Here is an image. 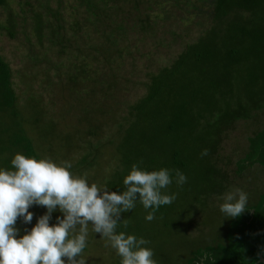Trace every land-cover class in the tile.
<instances>
[{
    "label": "trees",
    "instance_id": "16d2710c",
    "mask_svg": "<svg viewBox=\"0 0 264 264\" xmlns=\"http://www.w3.org/2000/svg\"><path fill=\"white\" fill-rule=\"evenodd\" d=\"M13 1L19 6L18 10L11 6V0H0V8L5 15L4 21L0 24V30L10 39H18L19 34L24 33L33 53L30 54V58L34 62L48 61L47 52H52L51 50H54L57 55L76 54L78 61L70 64L74 71L73 75H68V82L60 81V83L64 88H70L73 91L72 95L77 91L78 95L74 98L77 99V106L82 111L81 120L86 121L84 129L87 135H98L99 139L101 136L107 138L111 135L105 143L114 149L116 160L120 164L122 162L129 166V169L134 163L144 167L154 162V158H151L140 163L139 156L141 147H145L146 144L148 146L146 150L151 151L149 139L157 138L151 134H145L148 140L146 142L141 140L139 147H135L132 142L136 135L126 128L129 121L137 119L134 129L140 132L139 119L161 118V110L153 114V112L145 111L148 109L146 105L156 107L157 103L161 102L169 104L174 111L173 122L175 121L178 126L188 125L191 114L200 116V120L203 122L205 119L204 122L208 124L227 126L231 123L230 126H232L238 118L251 116L249 113L252 110H264V0H198L200 5H192L191 10L189 9L190 13L205 19L204 24L208 25L203 24L204 26L198 29L197 39L193 42L188 41L184 50L177 54L171 64L157 69L150 75V81L146 85L149 91H146V94L132 106H127L126 113L120 119L118 117L116 121L111 112H116L117 106H109L107 98L114 96L113 98L118 102L115 91L119 89L111 75L115 70L116 60L123 55L125 51L123 49L127 46L121 49L116 47L112 51L110 48L116 46L117 41H122L128 32H136L138 35L153 34L156 31L155 28H158L157 22L164 17V9L161 13L156 10L159 14H153L152 17L151 9L155 6L162 7L161 2L158 0H73L72 4L68 0ZM67 2L72 5L70 18L68 12L66 13ZM176 2V6H179V1L176 0ZM158 45H164V40H158ZM38 47L42 50H37ZM131 47L127 51H131ZM90 58H93L92 61H95L99 68L87 70ZM52 66L58 68L57 63ZM58 72H62V69L57 70L56 74ZM244 75H246L245 79ZM11 77V68L0 55V115L2 114L0 125L2 133L7 134L5 144L2 137L0 142L5 145V150L14 149L27 156L39 157L43 156L44 151L52 153V149H57L59 151L55 153L54 160L57 161L60 158H63V161L67 160L65 150L70 145V142H67L69 134L64 136L60 146L48 142V146L41 150L37 149L40 144L35 148L34 139L26 133V124L32 123V120L36 124L42 108L39 106L38 99L33 96L26 106L18 105ZM85 80L87 87L79 90L78 86L80 87ZM257 86L260 87L259 91L255 89ZM106 93L109 94L105 95ZM101 94L104 96L101 97ZM101 99H104L107 109L104 105L101 106ZM116 102L114 100L113 104H117ZM28 106H31V111L28 110L31 112V119L25 114ZM216 112V117H213ZM91 114L97 115L98 118H91ZM131 117L134 119H130ZM102 118L107 119L108 135L105 133L103 135L101 124L105 123ZM210 118L213 119L212 122ZM141 125L144 124L141 122ZM49 126L50 135L53 133V127L51 124ZM158 126L157 132L163 140L164 133H160L163 125ZM122 129L127 131L119 132ZM118 133L120 136L116 141ZM252 139L255 142L249 145V152L251 150L257 152L250 157L251 163L256 162L255 156L261 152V145H264V131L255 133ZM85 146V151L79 160L72 164V173L81 171L96 157L94 148L97 145L88 142ZM215 149L213 153H216L217 148ZM182 151L181 148L172 149L174 160ZM146 154L150 157V153L146 152ZM239 162L245 165L246 159ZM176 163L179 166L184 165L181 160H176ZM210 169L211 173L217 172L215 169ZM113 184L115 186L109 184L111 191L124 190L122 181ZM173 206L174 204L170 207L162 206L156 214L161 213L162 220L164 213ZM140 207L142 205L137 201L132 210L136 211ZM127 214L128 212L124 215ZM232 226L231 230L236 232L227 233V240L222 244L223 246L196 247L187 258V264H255L259 253L262 252L264 257V203L255 208L247 206V210ZM123 229L128 233L144 231L147 234L144 238L147 240L153 239L155 235L154 225H148L142 219L134 220ZM242 230L245 231L242 232Z\"/></svg>",
    "mask_w": 264,
    "mask_h": 264
},
{
    "label": "rangeland",
    "instance_id": "374dc122",
    "mask_svg": "<svg viewBox=\"0 0 264 264\" xmlns=\"http://www.w3.org/2000/svg\"><path fill=\"white\" fill-rule=\"evenodd\" d=\"M68 1L73 4V0ZM158 1L161 2L162 7H153L151 17L153 14H159L156 10L161 13L163 9L164 17L157 22L159 25L158 28H155L156 31L153 34L138 35L136 32H128L122 41H117L116 46L110 48L112 51L116 47L121 49L127 46L126 49H123L125 50L123 55L116 60L115 70L111 75V78L116 80V86L119 89L115 91L118 95V102L113 98L114 96L107 98L109 106H117L115 107L116 112H111L115 121L126 113L127 106H132L146 94V91H149L146 85L150 81V75L155 73L157 69L171 64L177 54L184 50L188 41L193 42L197 39L198 29L208 25L204 24L206 23L205 19L190 13L192 5H200L198 0H178L179 6H176V0ZM10 3L14 9H19V6L13 0ZM66 6V13L68 12L70 18L72 5L67 2ZM126 15L129 17L128 14ZM4 19V11L0 8V24ZM158 40H164V45H158ZM100 43L102 42L100 41ZM29 45L24 33L19 34L18 39H10L0 30V55L3 56L11 68V81L17 95L18 105L26 106V103L33 96L38 99L39 106L42 108V113L39 115L36 124L33 123V120L32 123L27 122L28 124H26V133L34 139L35 148L40 144L37 149L41 150L43 147L48 146V142L60 146L61 141L65 138L64 136L69 134L67 142H70V145L65 150L67 151L66 158L74 164L85 151L84 148H86L85 145H88V142L96 144L97 147L94 148V151L97 154L93 161L90 159L91 161L87 163L85 168L73 174L86 176L90 182L99 185L108 184V187L109 184L115 186L113 183L123 181V177L130 169L129 166L122 162L120 164L116 160L114 149L105 143L111 135L107 138L101 136V139L98 135H87L84 129L86 121L81 120L82 111L77 106V99L74 98L78 95L77 91L72 95L73 91L70 88H64L60 83V81L68 82V75H73L74 71L70 64L78 61L76 54L57 55L54 50H51L52 52H47L49 55L47 57L48 61L39 63L31 60L30 54L33 53ZM44 45L46 46V44ZM130 46L133 48L131 47V51H127ZM37 50L40 51L42 48L38 47ZM92 60L93 58L88 59V62H90L87 67L88 71L99 68V65ZM56 63L57 69L52 66ZM59 69H62V72L56 74ZM99 71L102 73V69ZM245 78L246 75H244ZM82 87H87L86 80L82 81L78 89L83 90ZM255 89L259 91L260 87L257 86ZM103 96L101 94V97ZM101 100V106L104 105V108L107 109L104 99ZM114 100L117 104H113ZM146 106L148 109H145V111L153 112V114L155 111L161 110V118L147 120L144 117L139 119L140 132L134 129L137 119L129 121L126 126L136 135L132 142L135 147H139L141 140H145V142L148 140L145 134H151L157 138L149 139L152 147L151 151L146 150L148 148L146 144L145 147H141L140 163L154 158L153 164L144 165V168L153 170L166 167L172 170L173 176L175 170L179 169L186 175L187 182L182 187H178L173 182L165 190L168 193H177V198L172 203L174 206L167 213H164L162 220V214L157 213L153 221H146L144 217L149 210H145L142 206L136 211H129L126 216L123 213L118 229L121 228L119 231H124L125 221L130 224L138 219L146 221L148 225H154L155 235L153 239L148 238V241L149 247L154 251V259L157 264H187V258L194 248L223 246L222 244L226 243L227 240V233L231 231L234 234L236 232L231 229L237 218L224 219L223 214L219 211V204L222 202L221 197L226 191L232 188H240L247 192L249 208H255L257 205L264 203V164H262L264 156H259L264 155V145H261V152L255 156L256 162L251 163L250 157L257 151L251 150L249 152V145L255 142L252 139L253 135L259 131H264V110H252L249 113L251 116L238 118L232 126H230L231 123L227 126L224 124H208L204 122L205 119L203 123L200 116L195 114H191L188 125L178 126L175 121L173 122L174 111L169 104L161 102L157 103L156 107ZM25 110L26 116L31 119V106L26 107ZM216 115L217 112L213 117H216ZM91 118L97 119L98 116L91 114ZM130 119L134 118L131 117ZM102 120L105 123L104 125L101 124L103 135L104 133L108 135L106 132L107 119L102 118ZM212 121L213 119L210 118V122ZM141 122L144 125H141ZM50 124L53 127V133L49 135L48 132L51 131ZM158 125H163L160 131L161 134L164 133L163 140L157 132ZM1 128L0 125V137L4 139L5 144L7 134H3ZM125 131L127 129H122L119 132ZM119 134L116 135V141L119 139ZM4 144L0 142V167L10 168V160L17 151L14 149L5 150ZM178 148L183 151L174 160L172 149L177 150ZM204 148L208 149L207 156H201ZM215 148H217V151L213 153L216 150ZM58 151L57 149H52V153L44 151L42 155L54 160L55 153ZM146 152L150 153V157L147 156ZM242 159H246L245 165L239 162ZM176 160L183 161L184 165L179 166ZM62 161L63 158H60L56 162ZM210 168L215 169L217 172L211 173ZM168 206L170 207V205ZM29 210L34 213L32 224H35L36 217L45 212V209L39 206H33ZM52 215L54 222L55 217L60 213L54 212ZM16 226L21 230V234L25 229L31 227V225H25L20 220L17 221ZM132 234L142 237L147 236L144 231L141 233L136 231ZM105 243V240L99 237V234L91 232L90 225L89 239L84 253L88 257V264H119L120 258L113 249L106 247Z\"/></svg>",
    "mask_w": 264,
    "mask_h": 264
},
{
    "label": "clouds",
    "instance_id": "9594fccd",
    "mask_svg": "<svg viewBox=\"0 0 264 264\" xmlns=\"http://www.w3.org/2000/svg\"><path fill=\"white\" fill-rule=\"evenodd\" d=\"M204 148L201 156H207ZM10 168L0 167V264H88L84 254L91 232L99 234L120 258V264H157L149 241L126 231H118L122 214L136 202L153 221L162 206L171 205L177 193L165 191L175 182L182 187L186 175L179 169L161 167L148 170L134 163L123 177L124 190L111 191L107 184L90 182L71 172L68 160L56 162L47 156H27L17 152ZM248 193L232 188L221 197L219 211L226 218H238L247 210ZM43 207L36 217L29 209ZM59 212L53 222V213ZM22 221L30 228L16 226ZM125 228L127 222H124Z\"/></svg>",
    "mask_w": 264,
    "mask_h": 264
},
{
    "label": "water",
    "instance_id": "95a60500",
    "mask_svg": "<svg viewBox=\"0 0 264 264\" xmlns=\"http://www.w3.org/2000/svg\"><path fill=\"white\" fill-rule=\"evenodd\" d=\"M258 263H264V257L262 255V253L258 254V260H257V262H255V264H258Z\"/></svg>",
    "mask_w": 264,
    "mask_h": 264
},
{
    "label": "crops",
    "instance_id": "0c3cea01",
    "mask_svg": "<svg viewBox=\"0 0 264 264\" xmlns=\"http://www.w3.org/2000/svg\"><path fill=\"white\" fill-rule=\"evenodd\" d=\"M262 253V252H261Z\"/></svg>",
    "mask_w": 264,
    "mask_h": 264
}]
</instances>
